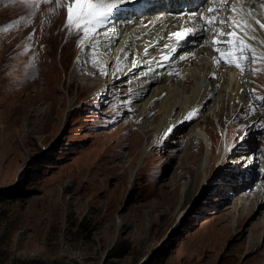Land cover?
<instances>
[{
	"label": "rangeland",
	"instance_id": "1",
	"mask_svg": "<svg viewBox=\"0 0 264 264\" xmlns=\"http://www.w3.org/2000/svg\"><path fill=\"white\" fill-rule=\"evenodd\" d=\"M5 12L10 11L2 12L8 18ZM72 41L59 36L54 55L64 81L47 99H13L0 79V193L19 182L30 192L26 198L0 200V264H102L107 255L118 264H243L256 252H239L242 230L244 239L253 237L259 225V233L264 230V209L259 210L264 119L250 120L257 109L264 113V75L250 78L244 115L237 113L231 94L234 78L242 81L248 70L230 76L235 77L222 85L226 96L153 147L133 188L122 165L130 152L137 154L144 135L128 129L125 123L132 119L118 108L117 94L96 93L107 92V77L94 74L100 82L93 85L97 78H90L91 87L83 75L70 79L78 56ZM7 56L6 49L0 51V74ZM250 68L254 75L256 69ZM194 131L197 144L190 140ZM247 151L257 161L238 162ZM203 158L207 169L199 172ZM185 178L194 190L183 197L184 212L171 214L163 204L173 191L179 194ZM252 185L258 194L240 220L239 194ZM237 221V229L221 234L216 251L213 246L190 248L207 224L216 222L226 231L227 223ZM124 248L128 252L120 256Z\"/></svg>",
	"mask_w": 264,
	"mask_h": 264
},
{
	"label": "bare ground",
	"instance_id": "2",
	"mask_svg": "<svg viewBox=\"0 0 264 264\" xmlns=\"http://www.w3.org/2000/svg\"><path fill=\"white\" fill-rule=\"evenodd\" d=\"M188 1L193 6L188 8V11L182 10L183 5ZM88 2L90 0H80L81 5ZM231 4L237 9H250L256 19L264 23V0H207V2L206 0H127L108 24L95 30L98 35L94 37V41H90L88 37L93 35V30L85 21H81V27L89 28L87 35L83 30L73 31L66 26L67 7L72 5L75 11V0H0V51L6 49L8 52L0 79L5 83L7 95L13 99L19 101L24 97L30 100H36L37 97L47 99L53 92L59 90L64 79L63 71L61 72L54 55L59 36L62 38L68 36L72 39L73 47L78 50V56L70 72V79L83 75L87 80L86 84L90 85L88 83L90 78H97L98 80L93 83L97 85L100 78L94 74L102 78L107 77L106 83H109L107 92L99 90L96 93L108 97L117 94L115 98L118 101V108L127 112L128 117L132 119L131 122L125 123L128 129H136L144 135L143 145L136 155L130 152L121 170L122 175L126 170L130 172V183L134 188L137 171L143 161L150 156L153 147L161 144L173 129L183 122L194 120L216 99L226 96L222 85L231 81L235 76L231 77L241 70L234 65H227L215 51L217 47L225 53L231 50L223 43H212L213 40L225 38L213 30H203L205 17H216L219 20L221 17L231 15L233 19H241L239 12H230ZM222 6L224 11L220 12ZM208 8H212L213 12L209 13ZM5 10L10 11V13L5 12L9 14L8 18L2 13ZM227 23L232 25V20H228ZM253 27L256 31H250L248 35L255 36L256 39L247 42L252 43L257 49L256 59L254 62L251 58L241 62L243 70L248 71L242 76V81L238 76L234 78L231 94L237 113L241 115L248 113L243 99L249 96L250 78H256L257 75L256 79L260 80V74L264 75V56L261 55L264 53V45L259 43L264 41V31L260 30L258 24H253ZM214 28L219 29V23L215 24ZM188 30L195 31V34L189 33L178 44L175 38H170L172 32ZM232 30H234L232 27L223 28L224 32ZM165 55L170 57L169 61L165 66H158ZM181 56L188 58L180 59ZM214 57L220 60L219 65ZM134 61L139 65L138 67L134 66ZM149 62H151L150 67L155 71H149ZM251 65L256 69L254 75L249 71ZM38 85L41 88L36 89ZM79 94L80 91L77 95ZM222 106L220 104L216 109V116L219 115ZM193 108L199 109L198 115L190 121L179 122ZM40 110H45V107H40ZM261 114L262 112L257 109L250 120L259 119ZM170 127L172 131L168 132ZM190 140L193 144H197L200 140L199 133L192 132ZM227 152L228 146L225 154ZM255 158L256 154L253 151H247L238 158V162L247 161L246 164H249L252 159L257 161ZM209 162L212 164V156H209ZM207 163L206 158L200 161L199 172H205ZM177 180L178 178L174 182ZM180 186L179 194L173 191L163 204L171 214L184 212L183 197L186 195L188 198L194 190L187 178L180 183ZM261 189L263 192L261 190L259 192L262 195L260 201L262 207L260 205L259 210L263 211L264 184ZM257 192L258 187L253 185L240 192L241 198H238L239 208H242L240 220L249 214L246 212L247 205ZM179 197L182 199L179 200ZM260 226L256 227L257 231L251 238L244 239L245 229L239 236V239L244 241L239 252L248 249L252 251L255 249L256 252L243 264H264V243L261 246L259 243V236L264 230L261 229L259 233ZM237 227L238 221L227 223L226 231L216 222L207 224L202 237L191 240L190 248L201 250L203 245L213 246L216 251L221 244L218 241L221 234L227 235Z\"/></svg>",
	"mask_w": 264,
	"mask_h": 264
},
{
	"label": "snow or ice",
	"instance_id": "3",
	"mask_svg": "<svg viewBox=\"0 0 264 264\" xmlns=\"http://www.w3.org/2000/svg\"><path fill=\"white\" fill-rule=\"evenodd\" d=\"M127 0H90L87 4L81 5L80 0H75V11L72 5H69L67 7V19H66V26L73 30V31H80L83 30L85 35H87L89 28L85 26L83 29L81 27V21H85L86 25H90L91 29L93 30V35L89 36L88 39L90 41H94V37L98 35V32L95 31L104 25L108 24L115 16L116 12H119L121 7L124 3H126ZM207 2V0H206ZM229 10L231 13H240V16L242 17L239 20L233 19L231 15H228L227 17H221L219 20H217L216 17L204 18V31L213 30L215 31L219 36L224 37L223 40H213V44H220L223 43L226 47L230 48L231 50L228 52H221L220 48L217 47L215 49L216 52L220 54V58L224 60V62L229 66H236L238 68H241V71H243L242 67V61H248L249 58L254 62L256 59V51L257 49L253 47L252 43H249L247 41L249 40H255V36H249L248 33L255 32L256 29L253 27V24H258L261 31H264V23H261L259 20L256 19V17L252 14L251 10H245V9H237L234 4L229 5ZM220 12L224 11L223 6L219 9ZM208 12H213L212 8H208ZM228 20H232V25H229L227 23ZM219 23L220 28L216 29L214 28V25ZM225 27H232L234 30L224 32L223 28ZM199 31V30H196ZM191 33L192 35L195 34V31L188 30V31H175L171 33L170 38H175L176 43H180L185 39V37ZM262 45H264V41H260ZM145 55H147V52H145ZM264 56V53L261 54ZM186 56H181L180 59H187ZM170 57L165 55L163 56L162 62L158 66H165L167 62L169 61ZM216 60L217 65H219L220 60H217L215 57L213 58ZM134 66H139L138 64H135V61L133 62ZM149 62V71H155V69H152L150 67ZM249 71H252L251 68ZM147 73H145L146 75ZM213 78H215V73L212 74ZM198 108H193L191 111H189L184 117H182L181 121L184 120H192L194 117L198 115ZM261 119H264V113L261 114ZM255 126V125H253ZM261 127L264 128V124H261ZM168 132L172 131V128H168ZM239 139H242L240 137ZM230 151V149H229ZM247 163V161H245Z\"/></svg>",
	"mask_w": 264,
	"mask_h": 264
},
{
	"label": "trees",
	"instance_id": "4",
	"mask_svg": "<svg viewBox=\"0 0 264 264\" xmlns=\"http://www.w3.org/2000/svg\"><path fill=\"white\" fill-rule=\"evenodd\" d=\"M21 181V180H20ZM21 182L17 183V185L13 188H9L6 192L0 193V200L4 197L11 198H26L30 195L29 190H26L20 186ZM128 252L127 248H124V252L120 254V256H124ZM111 255H107L102 264H118V261L110 258Z\"/></svg>",
	"mask_w": 264,
	"mask_h": 264
}]
</instances>
